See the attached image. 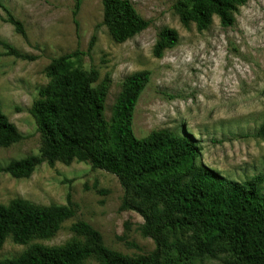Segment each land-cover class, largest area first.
<instances>
[{
  "label": "rangeland",
  "instance_id": "1",
  "mask_svg": "<svg viewBox=\"0 0 264 264\" xmlns=\"http://www.w3.org/2000/svg\"><path fill=\"white\" fill-rule=\"evenodd\" d=\"M0 1L24 24L27 34V38L17 34L0 8V41L37 58L28 62L0 56V111L26 137L10 148H0V167L40 153L43 138L30 111L50 82L45 70L53 59L80 51L85 71L96 68L101 81L111 79L107 122L112 121L125 80L148 71L151 81L134 117L138 138L160 130L185 133L200 151L198 163L225 178L244 183L264 175V137L259 134L264 128V0H250L240 7L233 27H222L214 17L203 32L195 24L188 28L181 24L174 8L180 0H129L149 27L122 44L102 26V0H80L77 16L79 0ZM166 29L178 32V44L156 58L155 46ZM94 35L97 42L90 50ZM123 197L116 176L86 163L43 164L28 179L0 174L2 205L22 199L50 207L70 200L76 211L50 239L34 237L27 245H17L9 237L0 248V261L16 258L35 244L48 249L83 244V238L72 231L79 221L95 228L112 251L129 257L153 252V240L141 235L143 219L121 210ZM231 259L226 253L203 263L224 264ZM85 264L100 262L92 258Z\"/></svg>",
  "mask_w": 264,
  "mask_h": 264
},
{
  "label": "trees",
  "instance_id": "2",
  "mask_svg": "<svg viewBox=\"0 0 264 264\" xmlns=\"http://www.w3.org/2000/svg\"><path fill=\"white\" fill-rule=\"evenodd\" d=\"M249 1L180 0L174 8L185 28L195 24L203 32L214 17L222 27H233L234 14ZM80 5L79 0L75 16ZM102 5V26L116 43H125L149 27L129 0H102ZM0 8L6 14L5 22L27 38L24 24L1 1ZM178 40L176 30H164L155 57L162 58ZM96 42L94 35L90 50ZM0 46L4 49L0 56L28 62L37 59L7 42L0 41ZM45 74L50 82L30 111L43 138L40 153L0 167V174L28 179L43 164L74 162L110 173L124 191L121 210L143 219L141 235L153 240L155 249L132 257L112 251L95 228L79 221L72 231L83 238V244L62 249L35 244L0 264H85L92 258L100 264H204L205 259L226 253L232 259L224 264H264V175L244 183L225 178L198 163L200 151L185 133L160 130L138 138L135 111L151 81L150 72H138L125 80L111 123L104 116L111 79L101 81L96 68L85 71L80 51L53 59ZM259 134L264 137V128ZM25 139L0 111V148ZM75 214L70 200L67 205L50 207H36L22 199L0 204V248L9 237L17 245H27L34 237L50 239Z\"/></svg>",
  "mask_w": 264,
  "mask_h": 264
}]
</instances>
